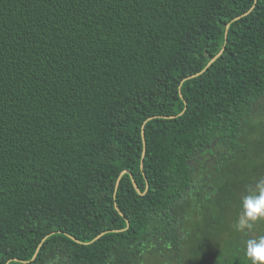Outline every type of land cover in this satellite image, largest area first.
Here are the masks:
<instances>
[{"label": "trees", "instance_id": "16d2710c", "mask_svg": "<svg viewBox=\"0 0 264 264\" xmlns=\"http://www.w3.org/2000/svg\"><path fill=\"white\" fill-rule=\"evenodd\" d=\"M261 178L264 0H0V264H251Z\"/></svg>", "mask_w": 264, "mask_h": 264}, {"label": "clouds", "instance_id": "9594fccd", "mask_svg": "<svg viewBox=\"0 0 264 264\" xmlns=\"http://www.w3.org/2000/svg\"><path fill=\"white\" fill-rule=\"evenodd\" d=\"M241 208L235 223L237 231H251L256 223L264 221V178L259 179L255 187L243 196ZM245 255L251 264H264V235L245 242Z\"/></svg>", "mask_w": 264, "mask_h": 264}, {"label": "water", "instance_id": "95a60500", "mask_svg": "<svg viewBox=\"0 0 264 264\" xmlns=\"http://www.w3.org/2000/svg\"><path fill=\"white\" fill-rule=\"evenodd\" d=\"M239 17V16H238ZM237 17V18H238ZM222 51H223V49L222 50H220L214 57H212L211 59H210V61L207 63V65L205 66V68L211 63V62H213L221 53H222ZM204 70V69H203ZM203 70H201L200 72H198V73H196V74H193V75H191V76H196V75H198L199 73H201ZM190 76V77H191ZM189 77V76H188ZM142 136H143V139H144V134H143V130H142ZM144 152H145V146H144V148H143V156H144ZM141 166H142V163H141ZM127 171L126 170H123L122 172H121V174H120V176L123 174V173H126ZM120 176L118 177V179H117V181H116V187H117V185H118V182H119V179H120ZM132 183H133V185H134V188H135V190L137 191V192H139L140 193V191H139V188H138V186H137V184H136V182L134 181V179L132 178ZM115 207H116V209L117 210H119V208H118V206L117 205H115ZM119 212H120V210H119ZM121 213V212H120ZM127 224H128V222H127ZM101 234H103V233H101ZM100 234V235H101ZM100 235H98V236H100ZM97 236V237H98ZM74 238V237H73ZM75 239V238H74ZM76 240V239H75ZM39 248V247H38ZM37 248V249H38ZM36 252H37V250H36ZM36 256V253H35V255H34V257ZM33 257V258H34Z\"/></svg>", "mask_w": 264, "mask_h": 264}]
</instances>
